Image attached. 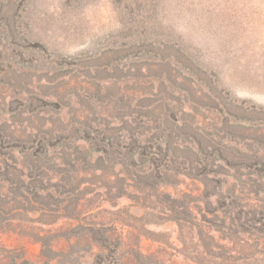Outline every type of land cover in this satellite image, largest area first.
Instances as JSON below:
<instances>
[{
  "label": "rangeland",
  "instance_id": "1",
  "mask_svg": "<svg viewBox=\"0 0 264 264\" xmlns=\"http://www.w3.org/2000/svg\"><path fill=\"white\" fill-rule=\"evenodd\" d=\"M0 264H264V0H0Z\"/></svg>",
  "mask_w": 264,
  "mask_h": 264
}]
</instances>
